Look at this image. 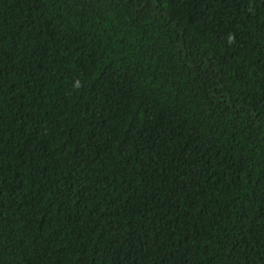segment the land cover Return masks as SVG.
<instances>
[{
	"label": "trees",
	"instance_id": "trees-1",
	"mask_svg": "<svg viewBox=\"0 0 264 264\" xmlns=\"http://www.w3.org/2000/svg\"><path fill=\"white\" fill-rule=\"evenodd\" d=\"M0 264H264V0H0Z\"/></svg>",
	"mask_w": 264,
	"mask_h": 264
}]
</instances>
